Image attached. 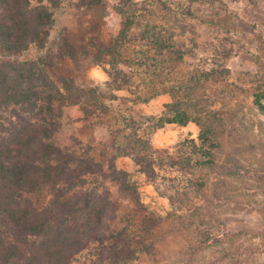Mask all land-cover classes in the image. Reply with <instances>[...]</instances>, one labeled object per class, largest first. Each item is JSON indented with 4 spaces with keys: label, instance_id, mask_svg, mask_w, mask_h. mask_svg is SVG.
<instances>
[{
    "label": "trees",
    "instance_id": "obj_1",
    "mask_svg": "<svg viewBox=\"0 0 264 264\" xmlns=\"http://www.w3.org/2000/svg\"><path fill=\"white\" fill-rule=\"evenodd\" d=\"M44 1L0 0V264H73L75 257L92 242H98L103 249L112 252L113 258L119 257L121 252L117 246L102 239V234L109 231L118 213L117 205L110 196L101 194L97 189L106 154L98 159L91 155V147L78 148V141L74 146L60 140L63 113L68 108L78 107L88 119L106 116L110 104L104 101L106 99L112 105L118 100L115 91H124L130 85L140 90L137 84L132 85L135 79L144 75L154 80L168 68L171 74H179L177 82L167 89L160 86L148 89L147 95H140L138 99L145 101L147 96L154 98L164 93L171 94L173 103L169 111L175 114L176 123L186 125L192 119L201 125L200 144L191 143L186 154L192 156L199 153L211 158V162L199 165L198 174L203 176L216 159L213 152L220 148L227 125L224 111L208 108L207 99L211 98L208 94L200 95L199 91L203 84L213 81V77H223L227 69L223 64H214L210 70L187 74L178 68L185 64L186 57L197 51L198 38L193 29L197 12L202 9L203 14L208 12L206 20H197L199 28L213 23L218 30L215 37L207 38L214 43L208 48L218 62L222 55L232 52L231 46L237 45L238 39L236 26L231 30L222 16L236 18L230 11H225L224 0H90L98 5L115 2L123 20L124 31L116 42H94L97 51L95 62L111 66V80L104 84L109 94H105L98 87L82 89L66 79L57 82L51 77L43 58L30 62L13 59L32 46L46 47L52 16L41 5ZM249 1L256 6L264 4V0ZM36 2L38 5L34 6ZM142 22L146 24L141 39L146 42L149 54L142 56L145 60L131 58L129 61V46H126L134 42L132 32L141 29ZM224 23L228 29H222ZM260 27V38L264 42V22ZM130 32L131 39L128 36ZM63 52L66 58H77V52L67 43L63 45ZM135 52L133 50L131 54ZM120 63H124L123 66L118 65ZM253 97L255 104L261 106L264 94L257 93ZM196 113L202 118L190 117ZM132 147L135 163L142 167L148 164L149 172L145 168V174L153 177L155 165L148 161L145 153L139 154L149 149L146 142L137 139ZM113 148L118 150L116 146ZM108 152L111 153L109 147ZM168 156L173 165L172 154L168 153ZM181 157L177 154L176 163L189 170L188 174L192 176L189 179L192 180L188 181L194 187L198 186L194 177L199 175L196 170L190 171L193 165L182 163ZM109 163V171H115L113 159ZM214 164L211 170L219 171L223 180L250 179L247 176L251 175L256 182H264V173L260 169L248 168L241 163L220 164L217 159ZM165 166L159 164L158 168ZM119 175L123 177V174ZM203 181L205 184L200 183L202 192L196 197L200 203L197 212L203 210L202 204L211 190L208 179ZM222 184L226 186L227 182ZM191 192L190 189L178 191L180 196L169 197L171 205L174 203L185 213L182 207L190 203ZM238 205L251 206L248 202H236L231 208ZM256 212L259 213V210ZM262 214L264 216L263 211ZM213 219L208 222L200 218L198 222H190L200 233L202 246L214 247L223 240L230 241V246L235 245V240L244 245L240 235L232 234L220 221L212 223ZM163 222V219L144 222L146 228L135 232L142 233L140 239L131 230V256L144 260L152 255L154 246L148 249L146 243ZM108 239L114 244L116 237L111 235ZM239 250L233 252L229 260H236L237 256L238 264L242 261L247 264L251 254ZM228 256L227 253L223 261ZM99 258L104 260L103 254Z\"/></svg>",
    "mask_w": 264,
    "mask_h": 264
},
{
    "label": "rangeland",
    "instance_id": "obj_2",
    "mask_svg": "<svg viewBox=\"0 0 264 264\" xmlns=\"http://www.w3.org/2000/svg\"><path fill=\"white\" fill-rule=\"evenodd\" d=\"M224 3L225 11H230L236 18H227L224 14L222 16L226 18L231 30L236 26L237 45L231 46L232 52L222 55L219 62L217 57L213 58V52L208 47L214 43L207 38L215 37V31L218 30L213 23L198 27L197 20L207 19L208 12L203 14L202 9L197 12L193 26L198 38L197 51L186 57L185 64L178 69L193 74L210 70L214 64L225 66L227 72L223 77H213V81L203 84L199 91L200 95L208 94L211 98L207 99L208 108L223 110L225 113L227 127L221 137L220 148L213 152L214 158L220 164H246V167L260 169L264 173V101L261 106H257L253 97L257 93L264 94V42L260 38L264 4L256 6L249 0H224ZM41 5L52 16V28L46 47L41 49L32 46L26 53L13 59L30 62L43 58L51 77L57 82L66 79L82 89L98 87L105 94H109L104 84L111 80V66L95 62L97 51L94 42L109 44L122 37L120 34L124 31L123 20L116 3L108 1L98 5L90 0H46ZM145 24L146 22H142L141 29L132 32L135 40L126 46H129V61L131 58L136 61L143 60L142 56L149 54L146 42L141 39ZM224 25L225 23L222 29H228ZM128 36L131 39V32ZM66 43L77 52L75 60L66 58L63 52V45ZM133 50L136 52L131 54ZM178 77L179 74H171L168 68L154 80L148 76H140L132 83L140 86V90L130 85L124 91H115L118 100L112 105L105 99L104 102L110 104L106 116L88 119L78 107L64 111L60 140L74 146L78 141V148L91 147V155L98 159L103 153L106 154L102 168L104 171L100 173L102 177L97 189L101 194L110 196L117 205L118 213L109 231L102 234V239L117 246V250L121 252L119 257L113 258L112 252L103 249L98 242H92L75 257L73 264H139V261L140 264H238L237 256L236 260L229 259L239 248L240 252L251 254L247 264H264V182H256L251 175L247 176L251 180H223L224 177L219 175V171L211 170L216 159L213 160L211 171L208 170L200 176L199 165L211 162V158L199 153L189 156L186 152L188 146H192L191 143L200 144L201 125L192 119L186 125L176 123L175 114L169 111V106L173 103L171 94L164 93L154 98L147 96L145 101L138 99L140 95L146 96L148 89L159 86L163 89L169 88L177 82ZM129 81L131 84V78ZM206 108L205 106V110ZM190 117L202 118L198 113ZM137 139L146 142L149 147L146 152L141 151L139 154L145 153L148 161L155 165L153 177L145 174V168L149 172L148 164L142 167L134 161L132 144ZM108 147L111 149L110 154L107 153ZM168 153L172 154L175 161L173 165ZM177 154L182 156V163L193 165L190 171L196 170L199 175L194 177L198 186L194 187L188 181L192 180L189 179L192 177L188 174L189 170L176 163ZM112 159L115 171H109V161ZM159 164L166 166L159 169ZM119 174H123V177ZM205 179H208L211 190L206 202L202 204L203 210L197 212V205L200 203L196 197L201 194L200 183L205 184ZM224 181L227 182L226 186H222ZM185 189L192 190V199L188 205L182 207L186 210L182 213L179 206L174 203L171 205L169 197L180 196L177 192ZM236 202H248L253 207L238 205L232 209ZM200 218L208 222L215 218L212 222L215 224L220 221L232 234L240 235L244 245L235 240V245L230 246V241L228 243L223 240L214 247L202 246L200 233L190 225L191 221L198 222ZM145 219L147 220L144 221ZM153 219H163L164 222L146 243L148 249L154 246L151 249L152 255L138 260L131 256V230L140 239L142 233L135 232L145 229L144 222H151ZM142 221L144 226L141 225ZM111 235L116 237L114 244L108 239ZM226 252L229 256L223 261ZM100 254L104 256L102 261Z\"/></svg>",
    "mask_w": 264,
    "mask_h": 264
}]
</instances>
